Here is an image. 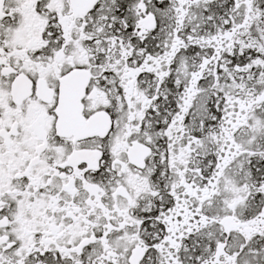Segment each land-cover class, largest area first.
Here are the masks:
<instances>
[{"label":"snow or ice","instance_id":"6c2138e0","mask_svg":"<svg viewBox=\"0 0 264 264\" xmlns=\"http://www.w3.org/2000/svg\"><path fill=\"white\" fill-rule=\"evenodd\" d=\"M0 264H264V0H0Z\"/></svg>","mask_w":264,"mask_h":264}]
</instances>
